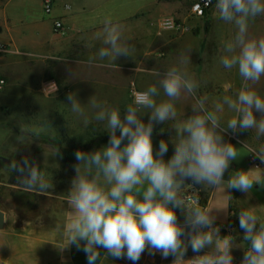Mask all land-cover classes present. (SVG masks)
Listing matches in <instances>:
<instances>
[{"label": "clouds", "instance_id": "obj_1", "mask_svg": "<svg viewBox=\"0 0 264 264\" xmlns=\"http://www.w3.org/2000/svg\"><path fill=\"white\" fill-rule=\"evenodd\" d=\"M214 12L234 28L221 41L218 64L225 70H236L241 79L238 89L232 90L231 83L225 82L224 95L211 103L207 96L198 95L201 85L189 68L191 50L184 49L162 71L136 68V72L150 74L154 82L133 90V100L125 106L123 118L119 106L96 95L81 104L75 93L68 94L70 112L85 127L92 121L103 123L109 141L98 150H77L74 154L79 161L76 174L70 191L61 196L71 219L66 227L58 226L67 237L60 250L73 244L79 249L80 241H84L82 250L88 264H97L101 248L106 250V257L124 258L133 264L146 249L150 255L159 252L163 259L173 256V264H234L232 250L242 247L245 250L240 264H264V220L258 207L241 206L238 213L243 241L248 245L245 247L236 244L231 235L221 237L219 227L214 226L213 208L200 206L198 191L188 193L193 185H203L229 199L232 197L225 194L226 189L248 193L253 185L264 181V170L259 168L234 171L227 181L223 179L230 162L237 159V149L224 142L222 135L227 130L252 129L256 140L264 137V92L257 87L264 78V36L250 35V22L264 16V0H215ZM162 27L171 30L173 21L163 19ZM124 31L122 23L105 17L94 37L101 44L95 58L107 59L106 66L111 67L118 56L131 55L134 49ZM38 58L48 60L45 55ZM56 90L53 82L42 93L55 96ZM187 97L193 100L192 114L178 119L177 104ZM145 112L150 113L147 123L141 119ZM254 113L260 114L259 119ZM164 122H173L176 133L170 141L174 153L167 161L164 156L169 142L160 140L155 156L152 142L154 123ZM244 148L264 162V142L255 147L245 144ZM9 150L16 152L12 146ZM46 153L47 159H54L59 149L49 145ZM44 156L46 160L45 151ZM82 162L94 165L95 172L92 168L82 171ZM10 168L19 174L16 186L21 191L51 196L53 184L40 165L25 156L19 162L12 161ZM186 179L192 184L186 185ZM176 209L183 211L184 224L177 222ZM189 246L194 253L208 251L185 260Z\"/></svg>", "mask_w": 264, "mask_h": 264}, {"label": "crops", "instance_id": "obj_2", "mask_svg": "<svg viewBox=\"0 0 264 264\" xmlns=\"http://www.w3.org/2000/svg\"><path fill=\"white\" fill-rule=\"evenodd\" d=\"M52 1L51 13L45 15L42 11V0H0V43L7 48L4 65L7 76L12 74L11 68L7 67L8 63L16 53H23L35 58L30 65L33 67L36 80L49 77L50 80L57 82L59 88L67 95L77 91L81 97H87L89 90H93L94 93L90 95L94 94L98 98L119 99L127 96L128 88L130 92L133 84L135 89L142 90L154 82V78L147 72H136L137 67H144L145 70L157 68L162 71V67L168 66L174 60L163 57L171 32L161 29L158 24L162 18L173 17L168 3L159 0ZM105 17H111L125 26L124 37L129 39L128 44L134 49L129 56H118L111 67L106 66L107 59L102 61L95 58L101 44L94 37L102 28ZM55 20L62 23L63 29L60 33L53 31ZM40 55L47 56L48 60L41 61L38 58ZM89 82L95 83V86L88 85ZM191 99L184 98L177 104L178 119L184 116L187 118L192 114ZM149 115V112H145L147 119ZM172 123H169L170 128L167 130L163 125L160 126L161 123H154L152 133L154 156L160 140L169 142L168 151L164 156L165 161L174 153V145L170 141L176 133ZM222 135L224 142L231 143L226 136L227 131ZM233 146L237 149V159L232 160L225 171L223 177L225 181L234 171L252 169L247 148L242 144ZM75 174L70 175L65 181L62 193L57 187L51 193L53 201L57 203L51 215L54 223L47 227L40 223L32 224L31 232L35 244L47 242L59 249L57 264H88L86 254L82 250L84 241H80L79 249L73 244L60 250L67 237L58 226L66 227L67 221L71 219L67 202L61 196H66L70 191ZM185 184H192V181L186 179ZM194 186L199 190L200 206L210 207L215 192L209 188L204 189L203 185ZM225 194L232 198L225 199L223 193L219 191L218 204L228 206L226 216L220 222L215 221L214 226L219 227L221 237L231 235L236 244L247 247V242L243 241V230L239 227L238 213L241 206H255L264 220V181H261V185H253L248 193L226 189ZM179 216L181 224H184V213L179 212ZM244 250L242 247L234 248L233 259L240 262ZM99 251L101 258L97 264H133L124 258L106 257V250L103 248ZM155 255L148 254L146 249L135 264H151Z\"/></svg>", "mask_w": 264, "mask_h": 264}, {"label": "rangeland", "instance_id": "obj_3", "mask_svg": "<svg viewBox=\"0 0 264 264\" xmlns=\"http://www.w3.org/2000/svg\"><path fill=\"white\" fill-rule=\"evenodd\" d=\"M196 1L198 0L165 2L168 3L178 28L176 30L163 29L171 32L163 57L175 59L178 51L190 49L191 64L189 68L201 85L198 95L207 96L211 103L224 95L223 85L225 82L231 83L232 90L238 89L241 84V79L235 69L225 70L218 64L221 41L227 39L233 33L234 28L216 17L215 0H212L211 6L205 11L202 18L193 17L190 14V7ZM250 35L264 36V16L257 17L250 22ZM6 53L0 54V80L3 81L0 86V210L5 214V225L0 230V259H3L2 264H57L60 255L59 249L47 242L35 244L31 232L33 223H40L46 227L50 223H54L51 215H53V209L57 207V203L51 196L21 191L16 186L19 174L15 169L10 168L12 161L19 162L22 157H28L30 161L42 167L41 171L52 182L53 187L50 192L53 193L54 188L57 187V190L62 193L65 181L69 179L70 175L75 174L74 169L79 161L74 165L63 162L58 156L54 159H47V147L59 142H62L64 147L67 146V140L83 134L89 125L98 124L101 129L105 130V128L103 123L95 121H92L87 127L83 126L68 109L70 107L67 100L68 95L59 88L57 82L58 90L55 96H44L40 92V85L49 77H44L41 80L35 79L33 67L30 65L35 58L23 53H16L7 66L11 68L12 74L7 76L4 71ZM88 85L95 86V83L89 82ZM257 87L261 92H264V78ZM74 93L81 104H87L89 98L94 95H90V93H94L93 90H89L87 97H81L77 91ZM160 98H163L162 94ZM98 99L105 100L110 105L119 106L121 118L125 114V106L132 102L129 88L127 96L124 98ZM254 115L259 119V113H254ZM141 119L145 123L148 122L145 114ZM169 123L164 122L160 126L163 125L167 130L170 128ZM117 134L119 133L117 132ZM226 136L229 137L231 144H242L243 146L248 144L255 147L264 142V137H261L260 141L256 140L252 129L235 132L227 130ZM19 140L23 143H20ZM9 146L14 147L16 152L10 151ZM104 146L107 144L83 152H92ZM249 154L260 162L261 169L264 170V162L254 153ZM2 159H6L8 163ZM80 167L82 171L92 168L93 173L95 172V166L88 162H82ZM252 169L255 168L252 166ZM218 194L219 190L215 192L210 207L213 208L211 214L216 217L215 221L220 222L226 216V209H223L224 205L218 204ZM206 251L208 249L194 253L189 246L184 259H191ZM173 260L174 257L171 255L167 259H163L157 253L151 264H173ZM233 262L238 261L233 259Z\"/></svg>", "mask_w": 264, "mask_h": 264}, {"label": "trees", "instance_id": "obj_4", "mask_svg": "<svg viewBox=\"0 0 264 264\" xmlns=\"http://www.w3.org/2000/svg\"><path fill=\"white\" fill-rule=\"evenodd\" d=\"M163 2H170L173 0H159ZM205 15V13H204ZM109 134L107 131L100 128L98 124L89 125L83 134L67 140V146H63L62 142L54 143L53 145L58 147L59 154L57 155L63 162L77 164L78 161L75 159V152L89 151L94 148H98L102 144H108ZM126 142V141H125ZM177 222H180L179 209H176ZM187 231V229H186Z\"/></svg>", "mask_w": 264, "mask_h": 264}, {"label": "built area", "instance_id": "obj_5", "mask_svg": "<svg viewBox=\"0 0 264 264\" xmlns=\"http://www.w3.org/2000/svg\"><path fill=\"white\" fill-rule=\"evenodd\" d=\"M52 6H53V1H52V0H42V11H43V13H44L45 15H49V14L51 13ZM210 6H211V4H207V5H206L205 0H198V1L194 2V3L191 5V7H190V14H191L193 17H195V18H202V17L204 16L205 11H206ZM168 18H170V19L173 21V28H172L171 30H176V29L178 28V25H177L176 21L174 20L173 17H168ZM163 19H165V18L160 19V20H159V23H158V24H159V27H160L161 29H164V28L162 27V20H163ZM62 29H63V26H62V23H61L60 21H58V20L53 21V31H54L55 33H59V32H61ZM165 30H166V29H165ZM6 52H7V49H6L5 45H3V44L0 43V54L6 53ZM53 82L56 84V82H55L54 80H50V79H49V80H46V81H44V82H42L41 85H40V92L42 93V89H43L46 85H48L49 83H53ZM2 84H3V81L0 80V86H1ZM56 85H57V84H56ZM57 90H58V87H57ZM57 90H56V92H57ZM133 90H137V89H135V88H134V89H133V88L130 89L129 96H130L131 101L133 100V96H132V92H133ZM137 91H139V90H137ZM42 94H43V93H42ZM44 96H46V95H44ZM249 164H250L251 166H253L254 168H256V169H257V168H261L260 162H259L258 160H256V159L254 158V156L251 155V154H249ZM193 190L198 191V194H199V190H198L197 187H195L194 185H193V188H191V189L188 190V193L190 194L191 191H193ZM179 210H180V209H179ZM180 212L183 213L182 210H180ZM234 264H240V262H234Z\"/></svg>", "mask_w": 264, "mask_h": 264}, {"label": "water", "instance_id": "obj_6", "mask_svg": "<svg viewBox=\"0 0 264 264\" xmlns=\"http://www.w3.org/2000/svg\"><path fill=\"white\" fill-rule=\"evenodd\" d=\"M4 162L8 163L6 159H2ZM5 225V214L3 211L0 210V230L3 229ZM182 239H186V237H182Z\"/></svg>", "mask_w": 264, "mask_h": 264}]
</instances>
